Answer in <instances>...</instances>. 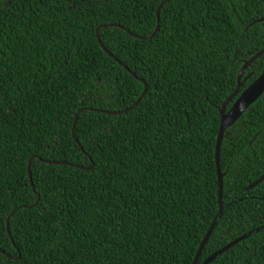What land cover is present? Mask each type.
<instances>
[{"label":"trees","instance_id":"obj_1","mask_svg":"<svg viewBox=\"0 0 264 264\" xmlns=\"http://www.w3.org/2000/svg\"><path fill=\"white\" fill-rule=\"evenodd\" d=\"M164 1L0 0V264L194 263L220 210V109L264 49V0H170L139 38ZM133 74L146 95L107 114L142 95ZM221 168L198 264L264 226V182L247 189L264 175V94L226 131ZM210 264H264V230Z\"/></svg>","mask_w":264,"mask_h":264},{"label":"water","instance_id":"obj_2","mask_svg":"<svg viewBox=\"0 0 264 264\" xmlns=\"http://www.w3.org/2000/svg\"><path fill=\"white\" fill-rule=\"evenodd\" d=\"M105 1H112V0H105ZM170 0H165L158 8L157 10V19H158V26L157 29L155 31L154 34H152L149 37H145V36H139V38L141 39H152L155 37V35L158 33L160 26H159V21H160V13H161V9L163 8V6L168 3ZM259 22H262L264 24V18L259 20ZM97 33H99V29L97 30ZM97 38L99 40L100 45L103 47V49L111 56L113 57L119 64H121L122 66H124L117 58H115L102 44V42L100 41L99 38V34H97ZM264 55V49L260 52H258L251 60L245 62L244 66L242 67L239 76H238V88L236 89V91L225 101V103L223 104L222 108L220 109V130H219V135L217 138V144H216V151H215V160H216V165H217V175H218V201H219V207L220 210L217 214V216L215 217L210 230L208 231V233L206 234L200 248L199 251L196 255L195 261L193 264H198L199 262V258L203 252V249L205 247V245L207 244L210 236L212 235V232L216 226V224L218 223V221L220 220V218L222 217L223 214V204H222V196H223V179H224V173L222 172V168H221V148H222V143L226 134V131L232 127L242 116L243 114L248 110V108L250 106H252L263 94H264V73L251 85L249 86L245 91H243L241 93V87L243 86V82H242V78L243 75L245 73V71L255 62L257 61L260 57H262ZM126 68V67H125ZM128 70V68H126ZM134 77L136 79H138L140 82H142L144 84V91L142 93V95L140 96V98L128 109H125L123 111H118V112H107V114H111V115H121L123 113H127L131 110H133V108L135 106H137L140 101L143 99V97L146 95L147 93V84L145 83L144 80L138 78L135 74H133ZM236 99V100H235ZM234 102V104L232 105V107L230 108V110H227L229 104H231V102ZM83 111H80L75 118V122H74V126H73V134L75 133V128L77 125V120L79 118L80 113ZM83 150V149H82ZM31 163V162H30ZM73 167L79 168V169H86L88 170L89 168H84L82 166H78V165H71ZM29 169V177H30V181H31V185L33 186V179H32V172H31V166L29 164L28 166ZM262 182H264V175L258 179L256 182H254L251 186H249L247 189L251 190L254 189L255 187H257L258 185H260ZM8 225H9V220H8ZM264 230V226L257 228L255 230H253L252 232L242 236L241 238H238L237 240H235L234 242H231L230 244H228L227 246H225L223 249L215 252L213 255H211L209 258H207L202 264H210L212 263L217 257H219L220 255H222L223 253H225L227 250L231 249L232 247H234L236 244L240 243L241 241L251 237L254 234H257L261 231ZM9 232V230H8ZM9 235L11 236L10 232Z\"/></svg>","mask_w":264,"mask_h":264},{"label":"flooded vegetation","instance_id":"obj_3","mask_svg":"<svg viewBox=\"0 0 264 264\" xmlns=\"http://www.w3.org/2000/svg\"><path fill=\"white\" fill-rule=\"evenodd\" d=\"M263 26H264V25H263ZM253 57H254V56H253ZM253 57H252V58H253ZM252 58H251V59H252ZM246 62H247V61H246ZM250 67H251V66H250ZM250 67L245 71L246 75H245V73H244V75H243V76H245V78H244V80L242 81V82H243V86L241 87V89L245 88V85H246L247 82L252 81V83L249 84V85L245 88V90H246L249 86H251V85H252V84H253V83H254V82H255V81H256V80H257V79H258V78L264 73V72H263L258 78H254V73H253V72H248V73H247V71L250 69Z\"/></svg>","mask_w":264,"mask_h":264},{"label":"clouds","instance_id":"obj_4","mask_svg":"<svg viewBox=\"0 0 264 264\" xmlns=\"http://www.w3.org/2000/svg\"><path fill=\"white\" fill-rule=\"evenodd\" d=\"M244 91H245V90H244ZM241 93H242V92H241ZM235 100H236V99H235ZM235 100H234V101H235ZM231 103H232V102H231ZM233 104H234V103H233ZM233 104H232V105H233ZM229 105H230V104H229Z\"/></svg>","mask_w":264,"mask_h":264}]
</instances>
